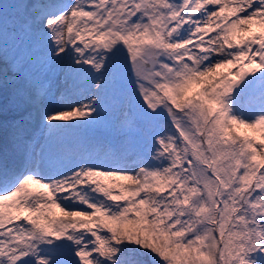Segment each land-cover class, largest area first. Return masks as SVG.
Listing matches in <instances>:
<instances>
[{"label": "snow or ice", "instance_id": "snow-or-ice-1", "mask_svg": "<svg viewBox=\"0 0 264 264\" xmlns=\"http://www.w3.org/2000/svg\"><path fill=\"white\" fill-rule=\"evenodd\" d=\"M0 99V264H264V0H5Z\"/></svg>", "mask_w": 264, "mask_h": 264}, {"label": "rangeland", "instance_id": "rangeland-1", "mask_svg": "<svg viewBox=\"0 0 264 264\" xmlns=\"http://www.w3.org/2000/svg\"><path fill=\"white\" fill-rule=\"evenodd\" d=\"M8 8H10V6ZM3 46L5 49V54L7 55L8 58H12L14 56H22L27 59H32L33 57L39 55V49L35 45L34 41L27 40V39H21L20 37L13 36L11 34L5 35L3 39ZM222 71H225V70H222ZM58 85L59 84H57V86L54 88L53 94L50 96V98L47 101L50 107H59L61 104V101H59L56 98L57 93L59 91H62V89ZM242 86L243 85H241V87ZM238 90L239 89H237V91ZM234 94L235 93H233V95ZM5 102L6 101H4L3 99H0V107H2ZM7 103H9V110H8L7 116L5 117L3 112H0V156H4L3 155L4 132H3V127H2L3 121L5 119H7L8 121H12L14 119L19 118V113L11 106L10 100L7 101ZM229 116L242 119V120H245L246 122L252 123V122H255V120L258 117L264 116V108L259 107V106L249 108L246 106L232 105L231 110L229 111ZM241 131L250 132L251 130H241ZM79 138L97 139L105 147L108 144H111L112 146H119L120 142L123 140V137L117 133L112 123V117L110 116L106 117V121L104 125L94 128V129L77 130L76 132L64 137L62 141L66 143V145L70 146L74 144ZM9 150H11L10 153H13L12 155H18L15 151L12 150L11 145L9 147ZM55 211H57L58 213V210H55Z\"/></svg>", "mask_w": 264, "mask_h": 264}, {"label": "bare ground", "instance_id": "bare-ground-1", "mask_svg": "<svg viewBox=\"0 0 264 264\" xmlns=\"http://www.w3.org/2000/svg\"><path fill=\"white\" fill-rule=\"evenodd\" d=\"M62 140L54 141L51 144V147L55 150V149L61 147L62 145H66V143H64ZM10 152H11V150H9V154H8L9 156L7 157V165L10 164L11 165L10 169H12V168H15L17 166V163L20 160V156L19 155H12L13 153H10ZM0 159H1L0 164H2L4 162V156H1Z\"/></svg>", "mask_w": 264, "mask_h": 264}, {"label": "trees", "instance_id": "trees-1", "mask_svg": "<svg viewBox=\"0 0 264 264\" xmlns=\"http://www.w3.org/2000/svg\"><path fill=\"white\" fill-rule=\"evenodd\" d=\"M5 2V0H0V3ZM8 3L15 2V0H7ZM10 5H5L8 8ZM11 7V6H10ZM141 249L140 252L136 254V259L138 260L139 264H154L153 256L147 252V250Z\"/></svg>", "mask_w": 264, "mask_h": 264}]
</instances>
